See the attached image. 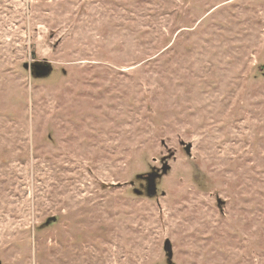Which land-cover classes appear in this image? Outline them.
Instances as JSON below:
<instances>
[{
	"label": "rangeland",
	"instance_id": "1",
	"mask_svg": "<svg viewBox=\"0 0 264 264\" xmlns=\"http://www.w3.org/2000/svg\"><path fill=\"white\" fill-rule=\"evenodd\" d=\"M167 241L264 264V0H0L1 264H168Z\"/></svg>",
	"mask_w": 264,
	"mask_h": 264
},
{
	"label": "water",
	"instance_id": "2",
	"mask_svg": "<svg viewBox=\"0 0 264 264\" xmlns=\"http://www.w3.org/2000/svg\"><path fill=\"white\" fill-rule=\"evenodd\" d=\"M28 67L29 66L26 65V68H28ZM31 67L34 70V76L36 78H45V77L49 76L51 71H52V68L48 64L37 63V64H33ZM189 149L190 148H188V152H189ZM168 170H169L168 166H165L163 169L164 173H166ZM160 177H161V175L158 174L157 172H152V173L147 174V175L138 176V179H143L147 182L146 194L149 198H154L157 195L156 180ZM135 193L137 195H142V191H140V190H135ZM54 221H56V219L51 218L47 223L54 222ZM164 250L168 256V264H173V262H172V257H173L172 246H171L169 241L166 242ZM0 264H1V262H0Z\"/></svg>",
	"mask_w": 264,
	"mask_h": 264
}]
</instances>
